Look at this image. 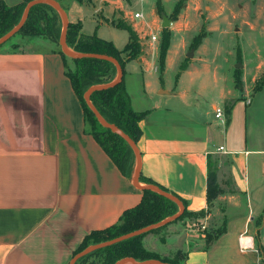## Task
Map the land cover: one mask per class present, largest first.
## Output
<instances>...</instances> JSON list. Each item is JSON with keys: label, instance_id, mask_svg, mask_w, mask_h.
I'll use <instances>...</instances> for the list:
<instances>
[{"label": "crops", "instance_id": "0c3cea01", "mask_svg": "<svg viewBox=\"0 0 264 264\" xmlns=\"http://www.w3.org/2000/svg\"><path fill=\"white\" fill-rule=\"evenodd\" d=\"M4 1L12 5L18 0ZM131 1L78 3L90 7L99 24L123 20L140 38L143 54L125 64L139 63L140 72L134 77L132 71L124 73L132 107L146 111L136 143L140 174L182 198L187 210L198 211L207 207L208 167L224 159L227 168V178L221 179V174L218 179L224 192L216 197L210 213L199 222L171 221L164 230L146 234L142 244L180 264L259 263L262 257L255 236L264 256V216L260 215L264 209V133L251 138V143L237 145L229 131L237 101L252 104V98L245 96L254 84L249 93L243 86L242 91L221 87L216 95L219 102L204 111L181 87V75L172 87L149 82L143 67L149 65L157 36L152 34L155 40L150 36L148 56L140 34L148 22L133 18L139 11L127 9ZM156 1L152 16L159 28ZM164 1L160 3L166 12ZM75 13L68 12L70 21H81ZM179 23L180 19L171 21V28ZM6 46L0 47V264H69L83 237L114 224L124 210L140 201L142 190L86 132L83 107L58 50L12 51ZM228 100L232 105L227 110ZM215 107L225 108L224 122L215 117ZM139 185L150 184L139 181ZM232 186L236 192L230 191ZM214 209L226 217V230L204 249V231L200 233L194 224L205 226ZM240 237L248 241L247 251L240 250Z\"/></svg>", "mask_w": 264, "mask_h": 264}, {"label": "rangeland", "instance_id": "374dc122", "mask_svg": "<svg viewBox=\"0 0 264 264\" xmlns=\"http://www.w3.org/2000/svg\"><path fill=\"white\" fill-rule=\"evenodd\" d=\"M6 1L9 2L10 0ZM56 1L66 11L69 21L68 12H78L83 24L81 30L83 34L89 35L96 32L99 37L111 40L120 48L128 40V34L125 29L105 23L99 24L94 21L95 18L92 16L90 7L81 5L76 0ZM154 1L132 0L127 6V9L132 13L134 11L141 12L142 16L135 20L148 22L145 25V29L143 27L140 32L143 36V45H145L144 51H147L148 56L150 55L148 46L150 45L148 43L150 36L153 33H156L157 36L156 41L153 42L149 65L143 67V74L149 82L152 84L158 83L163 87H172L177 85L181 75V87L188 91V94L196 104L195 106L204 111H211V104L219 102L216 95L221 87L226 86L242 91V87L237 88L235 85L234 73L237 69H241L240 79L246 92L253 84L255 86V82L253 83L254 78L256 81L264 77V0H188V4L181 8L177 19H175H180V23L174 24L173 28H171V25L162 27L161 16L165 15L168 17L171 24L172 18L170 14L174 8V0L164 1L165 10L168 13L163 10L159 14V28L157 24L153 23L152 6ZM186 2L187 0H185V4ZM57 13L63 25L62 18L58 11ZM75 21L77 20L72 22ZM140 26L137 25L138 29L142 28ZM202 27L205 29V36L197 47H193V39L201 31ZM164 28H168L170 32L176 31L170 33L164 67L160 70L161 30ZM34 39L36 38L18 34L6 44V47L9 49L15 47L16 49L33 48L39 50L53 47L61 50L60 35L57 42L51 41L49 38H43L44 42H40L41 40L35 42L36 40ZM189 51H192V56L187 57L186 54ZM183 62L187 64V67L184 69L185 71H182L184 73L181 72L177 75ZM68 64L70 67L72 66L70 60H68ZM239 64L241 66L237 67ZM125 70L134 72V77L135 73L140 72V65L133 61V64L125 65ZM217 78L218 81L216 82L214 79ZM107 79L108 77H104L103 80ZM243 95L241 94V97ZM248 96L252 98V104L249 106L242 100H238L229 126L230 136L237 142V145L251 143V138L255 139L258 135L262 136V133H264L262 130V128L264 129V84L261 91L251 90L250 94L245 97L248 98ZM230 101L228 100V103ZM215 162L210 167V170L216 177L217 182L221 178V174L224 176L221 179H226L227 168L224 166V159ZM261 214L264 216V209ZM185 218H188L191 223L195 220L193 217ZM221 220L222 214L214 209L211 217L206 220V223H203L205 226L201 222L194 224V226L199 229L200 233L204 230L212 231L220 225ZM164 228L160 231L164 230ZM261 234L264 236V232L261 231ZM261 242L264 246V238L261 239ZM102 257L103 253L93 254L82 264H99ZM259 264H264L262 258Z\"/></svg>", "mask_w": 264, "mask_h": 264}, {"label": "trees", "instance_id": "16d2710c", "mask_svg": "<svg viewBox=\"0 0 264 264\" xmlns=\"http://www.w3.org/2000/svg\"><path fill=\"white\" fill-rule=\"evenodd\" d=\"M28 1L29 0H18L15 4L10 5L4 0H0V36L9 31L18 23ZM76 1L82 2L84 0ZM184 5L185 0L176 1L172 13L170 14L172 21L177 19V16ZM156 11L158 14L163 11L160 0L156 1ZM112 23L119 28L125 29L128 33V41L121 49H118L111 40L99 37L96 32L89 35L83 34L81 32L82 25L80 20L75 22L69 21L66 33V43L67 46L74 52L107 54L115 57L119 61L123 70L122 79L111 87L92 92L89 100L108 123L115 124L135 143H137L142 134L140 121L144 118L146 111H137L132 107L130 96L126 91L124 84V73L126 62L141 57L143 54V49L138 33L135 31L132 25L126 23L123 20L112 21ZM61 30L62 23L56 9L49 4L40 3L30 9L29 15L24 25L15 35L21 34L29 38L43 37L57 42ZM161 31L162 35L159 52L160 70H162L164 67V59L167 47L169 45L171 33L168 28H164ZM204 36L205 29L202 27L201 31L194 37L192 46L197 47ZM13 37H11L4 44L9 43ZM10 50L13 51L16 50V48L14 47ZM57 50L62 56L65 74L70 79L71 85L79 97L83 107L86 132L92 134L94 139L118 167L120 172L127 178H132V173L135 168L134 151L121 136L111 131L109 128L103 127L98 122L94 113L83 97L84 92L90 86L111 82L117 75V69L115 65L110 61L96 58H70L66 56L60 49ZM68 60H70L72 63L71 67L68 64ZM186 67V63H181L177 75H179ZM240 76L241 69H237L234 73L235 85L237 88L242 87ZM104 77H108V79L104 81ZM263 84L264 77L257 79L255 81L253 90L257 91L261 89ZM231 105L232 103L229 102L225 106L226 109L228 110L231 108ZM139 181L145 182L147 184H155L150 179L143 177L141 174L139 175ZM229 184L232 185L231 180ZM160 188L168 192L165 188ZM141 190V199L135 206L124 210L114 224L102 229L93 230L86 234L77 249L74 251L73 255L83 250L89 244L106 241L138 228L156 223L179 211L178 205L174 201L153 190L147 188H143ZM230 191L236 192V189L232 186ZM222 192H224V190L221 188L216 177L212 174L208 167L206 209L189 211L185 208L184 200L171 193L176 198L181 200L184 205V211L172 221L183 219L185 217H193L197 221L198 219L204 218L208 213L211 212V209L214 206V200ZM166 225L152 229L150 232H158ZM225 230L226 217L223 215L219 226L214 228L212 231L204 230L203 248H208L210 244ZM145 234L147 233H142L110 246L92 251L79 258L74 264H82L91 255L96 253H103V257L101 258V261H99V264H114L117 260L125 257H132L137 261L156 258L170 264H180L179 260L177 259L161 258L158 254L146 250L142 245V238ZM255 243L256 248L258 249V252L264 262V256L262 254L261 245L257 236H255Z\"/></svg>", "mask_w": 264, "mask_h": 264}, {"label": "water", "instance_id": "95a60500", "mask_svg": "<svg viewBox=\"0 0 264 264\" xmlns=\"http://www.w3.org/2000/svg\"><path fill=\"white\" fill-rule=\"evenodd\" d=\"M40 3L49 4L50 6L55 8L59 12V14L62 18L63 25H62V30L60 33V47H61V51L66 56H68L70 58L88 57V58L107 60V61L112 62L115 65V67L117 69L116 77L109 83L96 84V85L90 86L86 90V92L84 93V99L87 102L90 109L92 110V112L94 113L98 122L103 127L109 128L111 131H113V132L117 133L119 136H121L129 144V146L132 148V150L134 151V153H135V169H134V172L132 175L133 184L136 187H139L141 189L147 188V189L153 190V191L161 194L162 196L174 201L179 207V211L177 213H175L169 217H166V218L162 219L161 221H158L156 223L138 228L136 230H133V231L125 233L123 235L114 237L112 239L89 245L85 249H83V250H81V251H79L73 255L69 264H74L79 258L85 256L86 254H88L92 251L110 246L112 244L118 243L122 240H125V239L133 237V236L140 235L142 233H149L152 229H155L157 227H161L163 225L168 224L173 219H176L179 216V214H181L184 211V205H183L181 200L176 198L171 193L162 190L161 188H159L156 185H153V184L144 185V186L139 185L140 153H139V150L137 148L136 143L128 135H126L119 127H117L115 124L108 123L101 116V114L96 110V108L91 104V102L89 100V97H90L92 92H94L96 90L106 89V88L111 87V86L115 85L116 83H118L122 79V76H123L122 67H121L119 61L113 56H110L107 54H101V53H77V52H73L69 49V47L67 46V43H66V33H67V26L69 24V19H68L66 11L60 6V4L56 0H29L24 7L23 13H22L21 18L18 21V23L15 26H13L9 31H7L6 33H4L3 35L0 36V46L2 44H4L5 42H7L11 37H13L21 29V27L24 25L28 15H29L30 9L33 6L40 4ZM161 18H162V24H161L162 27H166V26L170 25V19L168 17H166L165 15H162ZM186 56L187 57L192 56V51H189L186 54ZM239 66H241V64H239L237 67H239ZM126 263H129V264H170L168 262H164V261H162L160 259H156V258L137 261V260L133 259L132 257L121 258V259L117 260L114 264H126Z\"/></svg>", "mask_w": 264, "mask_h": 264}, {"label": "built area", "instance_id": "2783aa9c", "mask_svg": "<svg viewBox=\"0 0 264 264\" xmlns=\"http://www.w3.org/2000/svg\"><path fill=\"white\" fill-rule=\"evenodd\" d=\"M142 16L141 12H135L133 13V18H140ZM152 40L156 39L155 35L151 36ZM215 117L219 119L220 121L224 122V110L222 107H215L214 108ZM219 150H223V146L218 147ZM239 247L241 251H244L245 249H248L250 245L248 244V241L243 239L242 237L239 238ZM253 264H259L258 262H255Z\"/></svg>", "mask_w": 264, "mask_h": 264}, {"label": "clouds", "instance_id": "9594fccd", "mask_svg": "<svg viewBox=\"0 0 264 264\" xmlns=\"http://www.w3.org/2000/svg\"><path fill=\"white\" fill-rule=\"evenodd\" d=\"M244 251H247V249H245Z\"/></svg>", "mask_w": 264, "mask_h": 264}]
</instances>
